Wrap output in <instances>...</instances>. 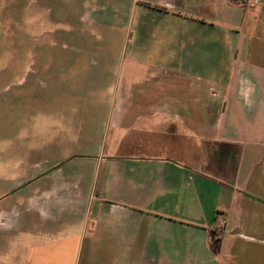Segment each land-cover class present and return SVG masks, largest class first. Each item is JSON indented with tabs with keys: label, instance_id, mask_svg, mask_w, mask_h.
<instances>
[{
	"label": "crops",
	"instance_id": "obj_1",
	"mask_svg": "<svg viewBox=\"0 0 264 264\" xmlns=\"http://www.w3.org/2000/svg\"><path fill=\"white\" fill-rule=\"evenodd\" d=\"M99 1L124 50L95 64L109 118L78 123L82 163L34 172L20 213L0 210V264H264V37L239 21L251 6Z\"/></svg>",
	"mask_w": 264,
	"mask_h": 264
},
{
	"label": "rangeland",
	"instance_id": "obj_2",
	"mask_svg": "<svg viewBox=\"0 0 264 264\" xmlns=\"http://www.w3.org/2000/svg\"><path fill=\"white\" fill-rule=\"evenodd\" d=\"M242 2L251 7L239 21L264 37V0ZM101 5L0 0V210L7 214L20 213L34 172H61L84 161L78 123L109 118L99 105L112 101L114 88L95 92L94 71L98 55H116L120 30L116 21L99 22ZM87 12L94 19H84ZM64 57L63 68L53 62L52 74L51 60ZM5 245L13 248V239Z\"/></svg>",
	"mask_w": 264,
	"mask_h": 264
},
{
	"label": "built area",
	"instance_id": "obj_3",
	"mask_svg": "<svg viewBox=\"0 0 264 264\" xmlns=\"http://www.w3.org/2000/svg\"><path fill=\"white\" fill-rule=\"evenodd\" d=\"M253 3H258L259 0H250ZM216 235L217 237H220L221 235H223L224 231H225V221L222 218H219L217 220V226H216Z\"/></svg>",
	"mask_w": 264,
	"mask_h": 264
}]
</instances>
